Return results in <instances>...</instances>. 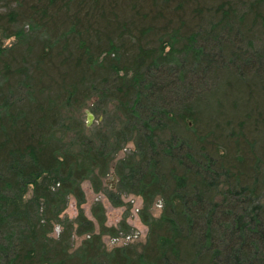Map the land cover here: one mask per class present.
I'll return each instance as SVG.
<instances>
[{
  "label": "trees",
  "instance_id": "trees-1",
  "mask_svg": "<svg viewBox=\"0 0 264 264\" xmlns=\"http://www.w3.org/2000/svg\"><path fill=\"white\" fill-rule=\"evenodd\" d=\"M1 34L0 264H264V0H0ZM111 172L140 247L82 209Z\"/></svg>",
  "mask_w": 264,
  "mask_h": 264
},
{
  "label": "rangeland",
  "instance_id": "rangeland-1",
  "mask_svg": "<svg viewBox=\"0 0 264 264\" xmlns=\"http://www.w3.org/2000/svg\"><path fill=\"white\" fill-rule=\"evenodd\" d=\"M0 38H2V41L4 42V46L11 47L13 45H16L18 43V39L16 37L10 38V39H4L3 34L0 35ZM225 74V71H222V75ZM228 76L232 78L235 82L234 87L231 88L232 92H229L225 89V86L223 89H221V85L219 86L220 90H223L226 92H229V94L225 97H223L224 93H221V91L218 93V96L220 95L224 101L227 103L230 102L231 96L236 95V89L239 86L240 82L242 80H239L236 73L233 71H229ZM252 80V79H249ZM221 93V94H220ZM231 94V95H230ZM89 107L90 104H89ZM87 111L91 112L94 116L93 121L90 126H88V114ZM101 117L98 114H94L91 109L87 108L83 115H82V122L86 125L87 128H95L101 124ZM135 150V145L133 142L129 143L126 148L120 153L119 159L128 155L129 153L133 152ZM119 180L115 177V175L111 172L108 177L105 179V191L101 193H96L94 189L92 188L90 182H85L83 184V189L86 194V203L82 206V209L84 210L85 215L89 219H94L92 214V207L95 203H102L104 207L106 208L107 212V222L106 225L108 227H119L120 223L124 220L127 221V223L132 227V230L125 234H121L119 240L115 241L110 236H105L103 238L104 244L107 249L111 250L115 247H121L125 246L127 244L136 245L137 247H140L144 245L147 241L148 237V227L144 225L140 219L139 216V210L142 208V200L139 197H136L131 194H127L122 192L121 197L124 202V205L121 207H115L111 200H109L108 196L106 195V192L114 191L116 193H120L119 189ZM28 197L32 196V190L29 191ZM264 202V198H263ZM162 206L159 201L156 202V204L152 207L151 212L154 217L158 218L161 214ZM80 212V208L78 207L77 201L74 198L70 199L69 205L65 212L62 214V218L64 220H74ZM62 231L61 226H57L54 233L52 234L53 237L57 238ZM132 236V240L129 241L125 239L124 237ZM85 237H78L74 236L73 238V250L77 249L81 243L82 240Z\"/></svg>",
  "mask_w": 264,
  "mask_h": 264
},
{
  "label": "water",
  "instance_id": "water-1",
  "mask_svg": "<svg viewBox=\"0 0 264 264\" xmlns=\"http://www.w3.org/2000/svg\"><path fill=\"white\" fill-rule=\"evenodd\" d=\"M87 114H88V126H90L91 123H92V121H93L94 116H93V114H92L91 112H89V111H87Z\"/></svg>",
  "mask_w": 264,
  "mask_h": 264
},
{
  "label": "built area",
  "instance_id": "built-area-1",
  "mask_svg": "<svg viewBox=\"0 0 264 264\" xmlns=\"http://www.w3.org/2000/svg\"><path fill=\"white\" fill-rule=\"evenodd\" d=\"M125 239H127V240H129V241H131L132 240V236H127V237H124ZM115 241H117V240H119V238H116V239H114Z\"/></svg>",
  "mask_w": 264,
  "mask_h": 264
}]
</instances>
